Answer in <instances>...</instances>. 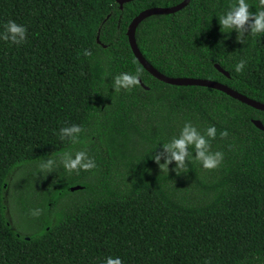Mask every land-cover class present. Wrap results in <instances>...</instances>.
<instances>
[{
  "label": "trees",
  "instance_id": "1",
  "mask_svg": "<svg viewBox=\"0 0 264 264\" xmlns=\"http://www.w3.org/2000/svg\"><path fill=\"white\" fill-rule=\"evenodd\" d=\"M181 1L120 9L114 0H0V32L9 20L27 29L20 45L0 39V264H264V130L251 122L264 127V112L217 90L158 81L128 44L141 11ZM234 2L190 0L147 17L137 47L165 76L216 81L264 103V33L239 43L235 30L221 31L218 17ZM246 2L261 10L259 0ZM137 69L140 85L116 93L114 78ZM186 122L201 134L215 126L218 168L205 170L189 146L188 172L177 175L175 161L161 172L153 156L164 162L163 143ZM72 125L84 129L76 144L60 139ZM79 150L97 168L69 174L62 157ZM49 159L53 171H41ZM13 173L11 224L3 193Z\"/></svg>",
  "mask_w": 264,
  "mask_h": 264
},
{
  "label": "clouds",
  "instance_id": "2",
  "mask_svg": "<svg viewBox=\"0 0 264 264\" xmlns=\"http://www.w3.org/2000/svg\"><path fill=\"white\" fill-rule=\"evenodd\" d=\"M259 11L253 13L250 11V5L246 0H235L228 9V11L220 15L219 24L221 31L235 30L237 32V42L245 43V34L257 36L264 33V0H259ZM4 31L0 32V39L4 41H10L13 44L20 45L27 39V29L23 25H18L15 21L9 20L4 26ZM83 55L90 57L91 51L84 50ZM247 61L241 59L235 65L236 73H242L245 69ZM140 69H137L136 74L121 73L117 75L113 82L112 87L116 93H119L122 89L131 91L133 88L140 85ZM84 129L79 125H72L71 127H63L60 130V139H70L73 144L79 143L80 134ZM215 126H210L206 129L204 134L195 127L191 122H186L180 132L179 138L173 137L171 142L163 143V150L167 153V157L164 162L161 163V155L155 154L153 159L159 166L161 172H169V165L175 161L176 168L174 171L177 175L181 172H188L186 163L189 159V146L195 150L194 161L199 162L205 170H214L218 168L224 159V154L221 151L212 152L210 150V139L216 138ZM221 138H226L228 132L226 130L220 132ZM54 155H58L54 154ZM63 168L71 174L75 172L77 175L80 171H92L97 168V164L93 158H90L86 151L79 150L72 155L65 153L61 160ZM55 161L49 159L46 163H40V169L43 172L53 171ZM42 209H34L31 211L33 217H39L42 214ZM106 264H122L120 258L108 257ZM205 264H209L208 261Z\"/></svg>",
  "mask_w": 264,
  "mask_h": 264
},
{
  "label": "water",
  "instance_id": "3",
  "mask_svg": "<svg viewBox=\"0 0 264 264\" xmlns=\"http://www.w3.org/2000/svg\"><path fill=\"white\" fill-rule=\"evenodd\" d=\"M118 5L119 8L122 9L123 4L134 1V0H114ZM190 0H182L179 4L171 6V7H152L145 9L141 11L137 16H135L131 22L129 23L127 30H126V37L128 40V44L130 47V50L135 57V59L138 61V63L146 70L152 77L157 79L160 82H163L165 84L171 85V86H200L205 88H210L213 90H217L219 92H222L229 96L230 98L245 104L246 106H249L255 110L264 112V103L258 102L256 100L250 99L237 91L231 89L225 84L212 81V80H206V79H200V78H182V77H168L157 71L141 54L139 51L136 41H135V29L137 25L144 20L147 17H150L152 15H166V14H173L176 13L183 8H185ZM96 42L99 43L98 37L96 38ZM219 72H221L225 77H228V73L225 72L223 69H221L219 66H215ZM143 88H146L141 84ZM252 124L259 130H264V127L262 123L259 120H252ZM71 190H74V188H70Z\"/></svg>",
  "mask_w": 264,
  "mask_h": 264
},
{
  "label": "rangeland",
  "instance_id": "4",
  "mask_svg": "<svg viewBox=\"0 0 264 264\" xmlns=\"http://www.w3.org/2000/svg\"><path fill=\"white\" fill-rule=\"evenodd\" d=\"M15 174L13 173L8 178L9 185L6 187L3 193V203L5 206V216L9 223H13L14 220L17 218V212L15 211L14 205L12 203V196H11V185L15 181Z\"/></svg>",
  "mask_w": 264,
  "mask_h": 264
}]
</instances>
